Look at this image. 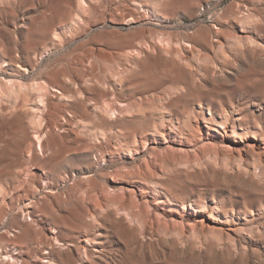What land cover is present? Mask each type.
Returning <instances> with one entry per match:
<instances>
[{
    "label": "rangeland",
    "instance_id": "obj_1",
    "mask_svg": "<svg viewBox=\"0 0 264 264\" xmlns=\"http://www.w3.org/2000/svg\"><path fill=\"white\" fill-rule=\"evenodd\" d=\"M7 256L264 264V0H0Z\"/></svg>",
    "mask_w": 264,
    "mask_h": 264
},
{
    "label": "bare ground",
    "instance_id": "obj_2",
    "mask_svg": "<svg viewBox=\"0 0 264 264\" xmlns=\"http://www.w3.org/2000/svg\"><path fill=\"white\" fill-rule=\"evenodd\" d=\"M82 3H84V2H82ZM82 5H83V4H82ZM50 34H51V33H50ZM158 41H159V40H158ZM249 43H250V42H249ZM219 46H220V45H218V47H219ZM225 46H227V45H225ZM162 47H163V46H162ZM166 47H167V46H166ZM222 47H223V46H221V47H219V48L221 49ZM184 48H185V47H184ZM219 48H217L216 52L219 51V50H218ZM223 48H224V47H223ZM177 49H178V48H177ZM191 49H192V48H191ZM167 50H168V49H167ZM223 50H224V49H223ZM160 51H161V50H160ZM140 52H141V51H140ZM140 52H137V53H135V54H139ZM161 52H164V51L162 50ZM219 52L223 53V51H221V50H220ZM166 53H167V52H166ZM217 53H218V52H217ZM221 53H220V54H221ZM140 54H141V53H140ZM179 56H180V55H179ZM134 58H135V57H134ZM12 80H13V79H12ZM36 83H37V82H36ZM12 86H13V85L10 86V90H11L10 92H11V94H13V95H15L16 92L18 93V91L21 90V86H14L15 89H13ZM31 89H32V88H31ZM33 89H34V90L36 91V93H37L38 103H39V104H42L43 101H44V100H43V99H44V96H45L46 93L48 92L47 86H46L45 84H44V85H43V84H37V85H34V86H33ZM51 89H52V92H54V94H55V93L63 94V93H61L59 90H57V89H55V88H51ZM51 89H50V90H51ZM50 92H51V91H50ZM57 95H58V94H57ZM23 106H24V105H23ZM110 112H111V111H110ZM110 115H114V111H112V112L110 113ZM36 116H37V114H36ZM102 119H103V118H102ZM23 122H24V121H23ZM234 135H235V134H234ZM236 136H238V135H236ZM41 141H42V140H41V137H37V143L39 144V148H38V149H41V145H42V144H41ZM182 154H183V153H182ZM175 157L177 158V156H175ZM175 157H174V158H175ZM176 158H175V159H176ZM178 159H179V158H178ZM178 159H177V161L180 162L181 159H179V160H178ZM176 163H177V162H176ZM186 163H187V162H186ZM186 163H185V164H186ZM181 164H182V162H181ZM89 176H90V175H89ZM57 187H58V186H57ZM63 189H64V188H63ZM117 198H118V199H117L118 201L121 200V197H120V198L117 197ZM119 199H120V200H119ZM115 201H116V200H114V202H115ZM118 201H116V202H118ZM118 203H119V202H118ZM118 203H116V204H118ZM121 203H122V202H121ZM119 205H120V204H119ZM121 205H122V204H121ZM115 207H117V206H115ZM115 207H114V208H115ZM121 207H122V206H121ZM122 208H123V207H122ZM122 208H121V209H122ZM121 209L118 208V211H116L117 208H115V209H113V210H114V212L116 211L115 213H117V212L119 213V211H121ZM113 210H112V211H113ZM123 210H126V209L123 208L122 211H123ZM112 211H111V212H112ZM127 211H128V210H127ZM131 211H134V210L132 209ZM114 212H113V213H114ZM129 212H130V211H128V213H129ZM137 212H139V211H137ZM142 212H143V211H142ZM128 213H126V215L129 216V218H130V216L133 217L132 214H133L134 212H132V214H128ZM130 213H131V212H130ZM139 214H140V213H139ZM116 215H118V214H116ZM123 215H124V214H123ZM133 215H134V214H133ZM135 215H136V214H135ZM135 215H134V216H135ZM140 215H141V214H140ZM112 216H113V215H112ZM136 216H137V215H136ZM122 218H124V217L122 216ZM135 218H138V217H135ZM132 219H133V218H130L129 221H132ZM138 219H139V218H138ZM138 219H137V220H138ZM133 220H134V219H133ZM28 221H29V220H28ZM54 230H55V229H54ZM182 234H183V233H182ZM54 241H55L56 243H59V242L57 241V239H55V238H54ZM65 248H66V247H65ZM10 260L12 261V263L14 262V264H17V261H15L11 256H7L6 258H3L1 264H9V261H10Z\"/></svg>",
    "mask_w": 264,
    "mask_h": 264
}]
</instances>
